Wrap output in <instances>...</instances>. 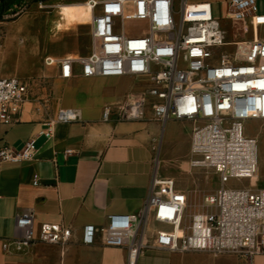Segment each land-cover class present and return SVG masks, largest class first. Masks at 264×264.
I'll return each mask as SVG.
<instances>
[{"label":"built area","instance_id":"1","mask_svg":"<svg viewBox=\"0 0 264 264\" xmlns=\"http://www.w3.org/2000/svg\"><path fill=\"white\" fill-rule=\"evenodd\" d=\"M227 0V25L211 15V2L187 0H89V50L75 57L45 55L42 64L57 67L63 79L127 76L136 81L122 100L104 104L100 119L139 121L150 111L162 126L172 119L189 123L190 168H207L219 185L200 196L187 211V196L170 177L157 173L137 213H110L104 224L83 228L82 240L95 234L106 246L123 247L126 264H135L147 246L172 252L264 254V187L229 185L252 179L258 169L256 136L248 120L264 121V13L258 2ZM23 78L0 77V124L19 119L28 99ZM80 119L76 108H60L38 132L46 138L58 122ZM30 138L16 150L0 147L1 162L34 157ZM37 184V181H33ZM158 225L149 244L145 227ZM69 236L61 223L44 222L37 233L33 212L14 217V232L4 239V253L21 252L35 242L63 244Z\"/></svg>","mask_w":264,"mask_h":264},{"label":"crops","instance_id":"2","mask_svg":"<svg viewBox=\"0 0 264 264\" xmlns=\"http://www.w3.org/2000/svg\"><path fill=\"white\" fill-rule=\"evenodd\" d=\"M35 50L37 59L30 74L38 76L37 94L41 96L29 90L19 119L0 124V147L18 150L30 138L36 146L30 160L0 163V264H126L125 248L106 246L97 234L93 242H83V228L104 224L110 213H137L149 192L155 158L158 175L174 180L170 174H160L158 153L164 146L169 150L173 138L180 137L184 154H189V123L170 119L162 126L150 111L139 121L103 122V105L122 100L136 88V81L127 76L86 78L78 74L63 79L57 76V67L43 66L42 57H75L80 55L78 50L45 47L40 57L38 47ZM38 60L42 66H36ZM16 75L0 69V77ZM60 108L78 109L80 119L56 123L50 138L39 135L46 119ZM176 125L186 129L173 132V137L164 136L166 127L171 130ZM191 169L200 174L198 168ZM180 172L183 175L185 168ZM193 182L184 179L175 184L186 191ZM28 209L33 212L36 233L44 222L61 223L69 231L67 241L35 242L24 251L4 253L1 243L13 234L15 215ZM157 228L153 223L146 225L147 244ZM135 264H264V254L246 258L229 252L212 255L147 246Z\"/></svg>","mask_w":264,"mask_h":264},{"label":"rangeland","instance_id":"3","mask_svg":"<svg viewBox=\"0 0 264 264\" xmlns=\"http://www.w3.org/2000/svg\"><path fill=\"white\" fill-rule=\"evenodd\" d=\"M85 1L1 0L0 69L17 73L16 76L28 82L31 92L36 96H41V94H37L39 89L38 76L30 74V67L37 59L35 47L39 49V57L45 47L55 51H61L64 47H72L77 49L80 55L86 54L89 49L90 12L84 6ZM187 1H210L212 17L220 21L222 25H227L225 20L227 0ZM258 12L264 13V2L262 1L258 2ZM47 42L49 43L47 44ZM63 56H67V54ZM36 66H42L39 60ZM244 126L246 133L254 135L258 139V169L252 179H244L239 183L230 182L229 185L264 187V121L248 120ZM184 128L176 125L173 128L176 130H168L166 127L164 136L173 137V132L184 130ZM173 139L174 145L169 146V150L164 146L158 153L161 160L160 174L174 176V181L177 184L184 179L194 180L186 191L178 189L187 196V211L189 212L197 207L200 196L205 192L214 190L219 182L217 175L211 169L198 168L200 174H193L195 170L191 169L188 164L189 154H184L183 145H180L178 140L180 137ZM181 167L185 168L183 175L180 172ZM149 223L151 224V222Z\"/></svg>","mask_w":264,"mask_h":264},{"label":"bare ground","instance_id":"4","mask_svg":"<svg viewBox=\"0 0 264 264\" xmlns=\"http://www.w3.org/2000/svg\"><path fill=\"white\" fill-rule=\"evenodd\" d=\"M84 6L89 10L90 12V21L92 19V10H91V7H90V3H89V0H86L85 3H84Z\"/></svg>","mask_w":264,"mask_h":264},{"label":"trees","instance_id":"5","mask_svg":"<svg viewBox=\"0 0 264 264\" xmlns=\"http://www.w3.org/2000/svg\"><path fill=\"white\" fill-rule=\"evenodd\" d=\"M1 1V0H0Z\"/></svg>","mask_w":264,"mask_h":264}]
</instances>
